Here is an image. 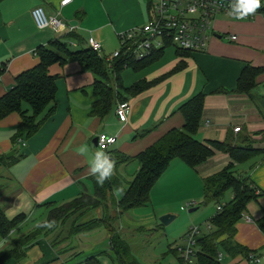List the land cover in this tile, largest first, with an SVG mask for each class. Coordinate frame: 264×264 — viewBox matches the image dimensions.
Masks as SVG:
<instances>
[{"label":"crops","instance_id":"1","mask_svg":"<svg viewBox=\"0 0 264 264\" xmlns=\"http://www.w3.org/2000/svg\"><path fill=\"white\" fill-rule=\"evenodd\" d=\"M59 2L0 0V95L9 89L17 73L37 63L32 53L36 46L58 38L70 49H80L87 47V38L92 37L100 43L101 53L108 54L119 46L118 32L140 25L148 17V0H71L62 6ZM37 5L72 29L65 28L59 32L37 29L30 14ZM211 25L213 32L204 49L176 54L173 47L168 46L157 61L139 71L123 68L134 73L128 83H123L121 78L123 69L119 72L120 83L125 87L138 79L150 82L146 89L135 95L126 96L119 90L129 104L127 119L123 123L118 122L114 114L118 99H114L104 115L91 114L97 96L93 92L94 76L90 71L83 69L75 60L50 64L47 72L55 76L53 110L36 116L35 120L40 124L35 133L15 137L20 121L16 112L0 119V155L18 146L17 151L0 164V210L5 217L11 219L23 213L24 221L32 219L38 222L47 211L42 204H62L80 193L92 194L94 176L88 171V157L79 154L78 148L87 145L88 156L94 153L97 147L91 141L98 132L116 135L109 153L114 151L130 157L115 166V173L126 186L137 168L132 156L168 129L181 127L183 117L177 106L191 95L201 93V114L194 137L201 142L228 138L231 145H247L257 150L246 161L233 164V173L246 176L252 184L257 197L250 201L259 208L253 218L248 214L246 204L242 216L246 222L240 223V219L236 222L233 239L255 252V247L264 242V236L254 223L264 213V20L255 16L241 21L221 13L213 18ZM230 33L236 35L235 40L227 38ZM248 67L260 70L253 75L247 90H235L237 82L247 76ZM22 107L26 108V105ZM233 126H240L239 131L233 132ZM244 138L248 143L243 141ZM229 162L226 152L215 149L195 167L180 159H172L149 189V202L144 206L150 204L159 208L160 213L173 212L172 207L177 205L179 208L188 207V202H193L191 206L194 207L202 200V178L219 171ZM126 170L128 176L122 177ZM111 194L117 198V194ZM230 198L231 191L227 190L223 200ZM18 205L26 211L17 212ZM136 208L124 212L114 209L111 214L113 220L108 219L118 238L124 242L120 234L123 227L120 224L116 227L115 223L124 217L135 220L131 210ZM242 226L254 234L256 243L239 238ZM96 229L99 227L93 230ZM104 236L108 239V235ZM7 237L0 236V255L13 248V241L6 243ZM71 237L66 234L65 240ZM54 246L47 236H36L19 247V255L0 264H65L61 251ZM68 249L80 252L71 243ZM105 254L103 249L94 252L102 264H111L102 258ZM241 257L242 254L231 256L236 264L244 263L240 262ZM175 259L172 264L178 263Z\"/></svg>","mask_w":264,"mask_h":264},{"label":"trees","instance_id":"2","mask_svg":"<svg viewBox=\"0 0 264 264\" xmlns=\"http://www.w3.org/2000/svg\"><path fill=\"white\" fill-rule=\"evenodd\" d=\"M154 50L148 56L136 60L130 57L116 58L112 66H107L104 57L93 51L90 47L80 49H70L67 44L58 38L48 41L44 45H38L33 49V55L37 58V63L17 73L13 77V82L9 89L0 95V119L10 112L18 113L20 121L16 126L15 137H27L35 133L38 129L40 121L35 120L36 116L41 112H52L53 99L55 94V76L47 72V67L52 63L63 64L67 60H75L83 69L90 71L94 76L93 92L97 99L92 104V115H104L114 99L124 100L122 93L127 95H135L146 89L150 82L138 79L128 86H123L120 82L119 72L130 67L134 71H139L153 62L157 61L166 47ZM176 54L188 53V51L174 48ZM248 70L245 78L244 73ZM243 71L244 78L237 82L235 90L245 91L252 84L253 75L260 69L248 67ZM1 72V70H0ZM112 76L114 87L108 83V79ZM26 105L22 107V105ZM202 106V94L195 93L189 98L181 102L177 106V111L183 117V124L179 128H170L164 132L154 142L146 146L143 150L132 156L137 162V168L133 172L131 178L127 181L122 196L114 198L112 206L117 208L119 212L144 206L149 202V189L166 169L172 159H180L190 167L209 157L214 149L221 150L228 154L230 162L222 167L219 171L202 178V204L212 203L215 211L208 219L207 226L210 228L206 233L196 236L194 258L195 264H221L218 256L219 249L226 254L233 256L242 254L247 259V252L252 251L245 246L235 242L233 236L235 234L236 222L243 216L246 204L257 197L252 184L246 176L236 175L233 173V164L241 163L249 159L257 153V150L247 145H231L228 138L222 141L211 140L201 142L194 135L199 123ZM46 113V114H47ZM248 143L247 139L243 140ZM108 154L112 158H121V161H127L130 157L117 154L112 151ZM119 156V157H118ZM4 155H0V164L5 161ZM120 161V162H121ZM92 194L80 193L62 204H53L46 202L44 205L48 210L42 220H54L56 224H60L67 217L72 216V221L67 230V235L71 236L93 230L97 227L113 228L110 222L105 220L104 202L109 194L113 197L112 192H116L121 187L115 176L110 180H106L101 186L97 184L95 177L92 182ZM227 190L231 191V198L223 200V196ZM217 206L219 207L217 209ZM101 208L102 215L97 218H89L83 221H77L81 216L90 213L91 210H99ZM25 218L23 213H18L11 219L5 217L0 210V236L6 235L16 223ZM256 227L264 235V213L254 221ZM40 232L42 228H38ZM37 235V234H35ZM225 236L223 239H219ZM32 239L36 236H30ZM115 238L112 251L115 260L111 264H140L129 252L126 242L120 240L115 234L111 239ZM30 238V239H31ZM119 239V240H118ZM29 238L24 236L21 242L15 247L0 255V263L9 258L15 257L21 253L20 248L26 244ZM15 243V241H14ZM179 262L183 264L178 256L176 248H172ZM80 252L73 254L77 256ZM252 253H255L252 251ZM73 264H102L94 254L87 255ZM179 264V263H177Z\"/></svg>","mask_w":264,"mask_h":264},{"label":"rangeland","instance_id":"3","mask_svg":"<svg viewBox=\"0 0 264 264\" xmlns=\"http://www.w3.org/2000/svg\"><path fill=\"white\" fill-rule=\"evenodd\" d=\"M168 55L169 53H167V56ZM132 74L134 73L130 69H123L121 71V78L123 80V83H128L132 79L133 76ZM110 79H112V76H110ZM110 79L107 80L109 84H110ZM111 86L114 87L113 83ZM113 159L115 161V166L117 163L121 161V158L116 157ZM126 175L128 176L127 170L124 171L122 177H126ZM113 176H115L116 179L119 181L121 187L123 188L126 187L123 183L122 178L118 174L114 172ZM109 194L106 198V201L104 202L105 209L103 211V213L105 214V220L107 221L109 220L111 221L112 219L111 218L112 210L114 209L117 210L111 204L114 201V197L112 196L109 197ZM114 194H116V192H114ZM195 206L197 208L192 211H188V209L193 206H188V207L183 206L182 208H179V205H177L175 207H172V209L174 210L173 212H169V213L173 214L174 218L166 224H162L159 222V216L163 214L159 212V208H155L150 204L147 206H143L142 208L140 206L136 209H133L135 211L131 210L134 214L132 218L135 220H132L128 217H124L123 219H121V222L117 221L115 223V226L118 227L120 224L123 227L120 234H122V237H124L125 241L129 245V252L138 262H141L143 264H172L176 257L175 251H173L172 248H176L184 244V238L189 228L191 227L198 228L197 229L198 236L206 233L210 229L207 228V222L208 219L214 213L215 206H213L212 204L203 205L201 203V200L199 201V204ZM258 209L259 208L254 201L248 202L247 212L251 217L253 218L255 217L254 213L258 211ZM97 216H99V210L94 209L91 210L90 213L85 214V216L84 215L81 216L77 221L79 220L83 221L91 217L97 218ZM71 219L72 216H69L66 218L64 222L60 224H56V227L51 229L42 228L40 232H37L39 230L38 227H35V224L37 223L35 220L29 219L27 221H24L23 219L19 223H16V225L13 228H11L6 235H3L1 237L8 236L6 243L8 244V241L11 242L13 241V247H15L18 242L22 241L24 236L29 238V240L31 241L32 238L30 236L45 235L49 238V240H51L53 245H56L54 246V248L56 250L61 251L60 252L61 257L63 259V263L65 264H73L74 262L82 259L83 257L90 254H94V252L101 249H103L104 253H106L105 254L106 257L102 255V258L106 261V263L114 262L115 255L112 251L113 250L112 247L114 246L113 242L115 238L112 237L111 239V236H113L114 234L115 236L117 235L114 228L106 227L105 229L99 227V229L87 232L82 235L81 234H76L74 236L72 235L71 239L67 241L65 240L67 234L66 229L70 225L72 221ZM239 222L243 223L246 221L244 217H241ZM132 228H134L135 230L131 231ZM104 234L108 235V239L105 236L104 238L102 237ZM239 234H240L239 238L242 241L249 242L252 244L256 243L257 241L254 234L246 226L241 227V229L239 230ZM79 238L81 239V241H79ZM69 243L75 245V250L78 251L80 250V253L77 256H72L75 253V251L68 249ZM240 244L243 246L246 245L243 243ZM167 245H169L168 246L169 248H168V252L165 253L164 251H166ZM247 246L248 245H246V247ZM255 248H257L254 249L255 253L261 254L260 262L259 263L250 262L244 256H242L241 258H239L240 262H244L242 264H261L264 262V242H262ZM218 249H219L218 259L221 264H236V261H233V258H231L230 255L226 254L220 248ZM249 253H252V251L247 252V254ZM163 254H166L164 258L162 257ZM175 260L178 261L177 257ZM195 262L196 259L193 257L189 264H195ZM178 263L182 264L179 261Z\"/></svg>","mask_w":264,"mask_h":264},{"label":"built area","instance_id":"4","mask_svg":"<svg viewBox=\"0 0 264 264\" xmlns=\"http://www.w3.org/2000/svg\"><path fill=\"white\" fill-rule=\"evenodd\" d=\"M71 0H60L59 4L65 5ZM231 0H148V17L138 26H133L117 33L119 46L108 54L101 53V45L92 37L87 38V46L101 54L107 66L111 67L116 58L130 57L136 60L148 56L154 50L170 45L176 49L188 52L198 51L205 48L209 36L212 35V20L217 14H224L230 18L229 5ZM262 7L255 14L246 19L261 16L264 20V0ZM33 23L37 29H49L59 32L72 27L61 21L56 15L47 14L44 9L37 5L30 11ZM230 41L236 39L235 34H227ZM129 112V104L126 100H119L114 107V114L118 122H125ZM240 126H233L232 131H239ZM96 147L101 143L105 151L115 143L116 135L98 132L96 134ZM187 206L193 205L188 202ZM219 207L217 206V209ZM198 230L196 227L188 229L184 238V244L176 247L178 256L183 264H189L194 256L195 238ZM247 260L259 263L260 255L249 253ZM261 264H264L261 263Z\"/></svg>","mask_w":264,"mask_h":264},{"label":"clouds","instance_id":"5","mask_svg":"<svg viewBox=\"0 0 264 264\" xmlns=\"http://www.w3.org/2000/svg\"><path fill=\"white\" fill-rule=\"evenodd\" d=\"M65 2H67V0H65ZM261 7V0H231L229 5L230 15L234 16L236 20L241 21L245 20L249 15L255 14V12ZM104 149L105 146L101 143L100 148L88 156L89 149L87 145H81L78 148L79 154L88 157L87 162L89 166V174L94 176L97 184L101 186L106 180H110L115 172V161ZM123 193V187H118L116 189L117 196H122ZM19 211H26V209L21 208L18 205L17 212ZM35 227L51 229L56 227V222L54 220L38 221L35 224Z\"/></svg>","mask_w":264,"mask_h":264},{"label":"water","instance_id":"6","mask_svg":"<svg viewBox=\"0 0 264 264\" xmlns=\"http://www.w3.org/2000/svg\"><path fill=\"white\" fill-rule=\"evenodd\" d=\"M69 23L75 24L74 21H69ZM91 143L94 146H96V137H94L92 139ZM17 149H18V146H14L13 148H11L10 150H8L7 152L4 153V157L8 158V157L12 156L15 153V151H17ZM194 209H195V207H191V208L188 209V211H192ZM101 215H102V210H101V208H99V217H101ZM173 218H174L173 214H171L169 212L163 213V214H161L159 216V222L162 223V224H166L169 221H171Z\"/></svg>","mask_w":264,"mask_h":264}]
</instances>
